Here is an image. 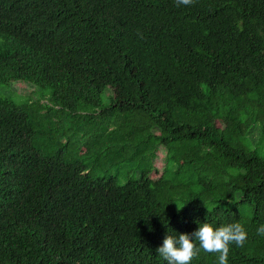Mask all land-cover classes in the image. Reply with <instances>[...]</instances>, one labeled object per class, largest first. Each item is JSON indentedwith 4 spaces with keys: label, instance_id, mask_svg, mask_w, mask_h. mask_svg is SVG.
I'll list each match as a JSON object with an SVG mask.
<instances>
[{
    "label": "trees",
    "instance_id": "obj_1",
    "mask_svg": "<svg viewBox=\"0 0 264 264\" xmlns=\"http://www.w3.org/2000/svg\"><path fill=\"white\" fill-rule=\"evenodd\" d=\"M204 222L264 264V0H0V264H167Z\"/></svg>",
    "mask_w": 264,
    "mask_h": 264
},
{
    "label": "clouds",
    "instance_id": "obj_2",
    "mask_svg": "<svg viewBox=\"0 0 264 264\" xmlns=\"http://www.w3.org/2000/svg\"><path fill=\"white\" fill-rule=\"evenodd\" d=\"M194 2L195 0H175L177 7L189 6ZM182 206H177V209ZM256 234L264 236V224L256 229ZM247 239V231L240 223L214 227L204 222L190 234L166 235L162 244L156 248V252L167 264H191L193 258L201 251L217 254L218 264H228L230 245L243 247Z\"/></svg>",
    "mask_w": 264,
    "mask_h": 264
},
{
    "label": "rangeland",
    "instance_id": "obj_3",
    "mask_svg": "<svg viewBox=\"0 0 264 264\" xmlns=\"http://www.w3.org/2000/svg\"><path fill=\"white\" fill-rule=\"evenodd\" d=\"M15 85V88L17 87V88H20L21 87V93L22 94H28L29 92H30V90L32 89V86L31 85H29V84H26V83H24L23 85H21L20 83H16V84H14ZM11 88V87H10ZM12 88H14V87H12Z\"/></svg>",
    "mask_w": 264,
    "mask_h": 264
}]
</instances>
